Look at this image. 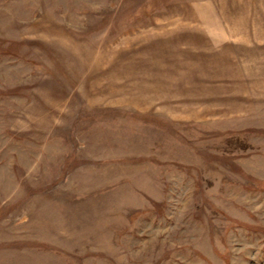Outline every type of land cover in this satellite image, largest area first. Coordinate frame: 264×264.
Masks as SVG:
<instances>
[{
	"label": "rangeland",
	"instance_id": "374dc122",
	"mask_svg": "<svg viewBox=\"0 0 264 264\" xmlns=\"http://www.w3.org/2000/svg\"><path fill=\"white\" fill-rule=\"evenodd\" d=\"M0 264H264V0H0Z\"/></svg>",
	"mask_w": 264,
	"mask_h": 264
}]
</instances>
